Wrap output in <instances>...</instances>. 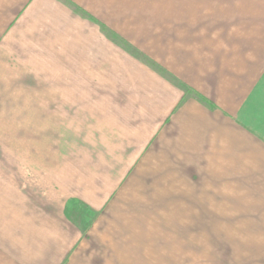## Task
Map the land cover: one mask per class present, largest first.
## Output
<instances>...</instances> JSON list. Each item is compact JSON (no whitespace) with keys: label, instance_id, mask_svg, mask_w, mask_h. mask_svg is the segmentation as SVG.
Returning a JSON list of instances; mask_svg holds the SVG:
<instances>
[{"label":"crops","instance_id":"obj_1","mask_svg":"<svg viewBox=\"0 0 264 264\" xmlns=\"http://www.w3.org/2000/svg\"><path fill=\"white\" fill-rule=\"evenodd\" d=\"M109 1L0 0V79L99 121L27 180L0 154V264H264V25Z\"/></svg>","mask_w":264,"mask_h":264},{"label":"rangeland","instance_id":"obj_2","mask_svg":"<svg viewBox=\"0 0 264 264\" xmlns=\"http://www.w3.org/2000/svg\"><path fill=\"white\" fill-rule=\"evenodd\" d=\"M109 2L111 7L115 8L118 18H122L125 13L140 14L148 11H151V13H166L164 11L174 7V3L177 2L181 5V3L187 2L191 7L197 9H213L217 15L212 16V19L215 22L217 19L218 23H224V19L229 22L241 19L239 23L245 22L242 25L246 36L248 34L252 35L250 26L253 23H257L258 26L264 25V0H110ZM133 15H129V17L133 18ZM258 28L255 27V31ZM260 33L261 41L264 43V28L261 27ZM126 50L130 53L133 52L128 47ZM135 53L133 54L136 57H140V60L150 66L148 59H143L140 54ZM16 82L17 86L14 88ZM21 83L12 79H0V154L4 153V163L6 165L10 167L14 165L21 169L23 181V179H28L27 176H29L30 171L33 173L34 168L37 169L38 173L44 174L46 169L59 167L60 154L66 150L69 142H71L68 138L69 131L73 135L79 132L77 128L81 126H77V123H99V121L96 122L91 111H84L83 109L79 111L80 106L77 104L76 96L70 97L69 102L64 104V109L67 108L69 112H66L67 110L63 112H46L45 108L60 110V102L57 101L56 104H53V102L45 101L44 96L15 94V92L26 91L23 89L24 86L20 85ZM84 107H86L85 109L89 108L87 105L81 106V108ZM70 147L76 150L73 142ZM90 214L91 212L86 208L85 228L91 221L89 219ZM69 216L72 215L69 214ZM87 216L89 217L87 218ZM78 217H80L79 214L74 213L73 217L70 218L73 221L74 219L77 220ZM116 242L118 246L122 245L119 247L121 250L118 252H124L125 241L119 238ZM85 243L88 242L85 241ZM86 251H89L90 254L88 252L79 258L76 256L70 257L68 262L78 264H103L105 262L106 264H113L115 259L118 264L124 262L123 255H117L116 257L114 255H104L103 252H108V250H104L103 247L96 248V252L100 256L92 254V249ZM101 259H103V262H101Z\"/></svg>","mask_w":264,"mask_h":264},{"label":"trees","instance_id":"obj_3","mask_svg":"<svg viewBox=\"0 0 264 264\" xmlns=\"http://www.w3.org/2000/svg\"><path fill=\"white\" fill-rule=\"evenodd\" d=\"M148 63H149L151 66L158 68V67H157L154 63H152L151 61H148Z\"/></svg>","mask_w":264,"mask_h":264}]
</instances>
